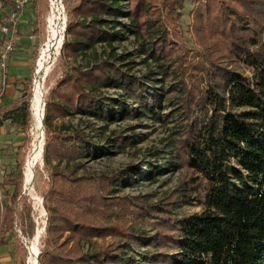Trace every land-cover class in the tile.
<instances>
[{
	"label": "trees",
	"instance_id": "1",
	"mask_svg": "<svg viewBox=\"0 0 264 264\" xmlns=\"http://www.w3.org/2000/svg\"><path fill=\"white\" fill-rule=\"evenodd\" d=\"M44 1L28 0L31 15L20 19L7 68L0 67V125L11 119L25 135L0 168V264L7 257L21 263L23 168L32 147L33 80L25 81L22 97L7 101L8 74L12 61L33 55L30 36L43 25ZM124 1L75 0L69 9L63 56L89 60L62 63V76L46 94L48 222L40 264H264V0H193L192 43L180 23L187 0ZM1 2L0 27L12 26L5 7L13 2ZM127 34L142 41V74L115 45ZM5 40L0 28V54ZM108 88L119 96L105 95ZM149 113L174 118L178 128L165 162L180 170L179 182L157 200L124 187L157 181L161 165L126 176L89 171L81 161L106 148L72 123L57 122ZM132 142L119 134L112 146L120 151ZM194 204L201 210L188 211ZM109 237V244L97 241ZM132 244L144 247L140 259L127 251Z\"/></svg>",
	"mask_w": 264,
	"mask_h": 264
},
{
	"label": "rangeland",
	"instance_id": "2",
	"mask_svg": "<svg viewBox=\"0 0 264 264\" xmlns=\"http://www.w3.org/2000/svg\"><path fill=\"white\" fill-rule=\"evenodd\" d=\"M65 7L66 15V24L68 25V13L69 9L74 5L75 0H62ZM3 4L0 0V6ZM126 3V0L123 2ZM194 2L193 0H187L185 3V8L182 11L180 18V23L183 28L184 37L191 43L193 38L190 32V23L191 15L190 12L193 9ZM5 9L10 14L13 11V5L9 3ZM45 9V18L42 25V33L44 34L47 17L49 14V0L44 1ZM31 15L30 9L25 5L23 15L21 20H27ZM124 21H127L126 19ZM47 33V30H46ZM66 38H67V27H66ZM43 37V36H42ZM66 40V39H65ZM119 53L129 54L128 61L134 63V72L142 74L147 69V63L145 62V55L142 53V41L136 39L134 36L127 34L125 39L115 43ZM98 52L101 53L103 57L107 56V49L103 45H99ZM38 55V53H37ZM89 60V56L84 58H64L63 49L61 54L57 57L54 65L51 67L46 80L44 82L45 88V97L44 102H46V94L48 91L55 86L57 80L62 76L63 65L62 63H67L70 65H76L78 63H85ZM152 66L155 68V64L152 63ZM160 86V84L158 85ZM105 95L111 97H118V90L111 88L105 89ZM32 98L33 93L31 92ZM169 109L165 110V113H168ZM45 114V106H44ZM58 124L62 123H72L77 128H81L86 133H88L93 140L104 147L107 150L106 154H100L99 156H92L87 159H83L81 163L84 165V168L92 172H106L111 173L114 170H122L123 175L126 176L137 167H142L143 169H148L152 171L154 167L159 165L162 166V170L159 172V177L157 181L143 180L136 187L125 186L124 189L126 192L138 195V194H151L154 196L155 200L161 198L166 192L171 191L179 182L180 170L176 167L169 166L165 159L168 157V152L170 151V145L176 140L178 136V128L174 118L162 117L156 118L152 114H148L142 117L136 118H121L119 120H113L110 122L98 121L94 118H86L81 115H75L71 118L60 119L57 121ZM44 123V119H43ZM32 127V142L37 132L35 116L33 119ZM123 135L124 137H131L133 142L124 147L123 150H117L114 148L113 141L118 135ZM32 149V147H31ZM30 149V151H31ZM2 150H5L3 155L0 156V168L3 169L8 166L9 160L12 158V150L9 147H4ZM30 151L26 152V164L23 168L25 180H26V167L28 158L30 156ZM56 164V162H54ZM45 159L44 154L43 158L39 162H35L33 166V183L28 194L24 195V200L22 203V212H21V226L26 235L29 244H25L21 240L22 247V258L21 263L19 264H30L29 262V247L34 242L38 245L41 252L43 247V240L47 235V222H48V210L44 205V190L47 186V174L44 171ZM13 167H16V163L13 164ZM60 167L64 168L65 165ZM82 171V170H81ZM80 171V172H81ZM125 173V174H124ZM146 174V172L144 173ZM25 184V181H24ZM3 193V190L0 191ZM7 196V194H4ZM40 200H43L41 203ZM188 211H200L201 208L199 205L194 204L187 207ZM146 233L150 234L153 232L152 226H145L143 228ZM40 230H43L40 231ZM38 231L39 237L38 236ZM21 239V238H20ZM37 239V240H36ZM99 244H109L114 241L113 238L109 237L107 240L98 239ZM89 243H84V248L87 249ZM144 247L139 244H132L131 248H128L127 251L140 259L142 256V251ZM6 256V255H5ZM3 256H0L2 259ZM9 257L5 258L2 262L3 264H10L8 260ZM40 261V258H39Z\"/></svg>",
	"mask_w": 264,
	"mask_h": 264
},
{
	"label": "built area",
	"instance_id": "3",
	"mask_svg": "<svg viewBox=\"0 0 264 264\" xmlns=\"http://www.w3.org/2000/svg\"><path fill=\"white\" fill-rule=\"evenodd\" d=\"M11 1L13 2L14 8H13V11L8 16V21L12 23V26L8 23H4L0 27L2 33L6 35V40L4 42L3 51L0 54V67L2 69L7 68L8 59L10 57L11 52L14 49L15 42H16L17 26L23 15L25 5L28 2V0H11ZM60 7H62V11H60ZM55 26H58L57 28L59 29L58 38L53 37V28ZM66 27H67V24H66L65 7L63 5L62 0H49V14L47 17V25H46V29L43 34V37L39 44L38 55L35 59L33 89H32L33 94H34V89L36 87L37 82L42 80L44 84L51 67L54 65L57 57L61 54L64 42L66 39V33H65ZM46 30H47V33H46ZM34 37H35L34 35L30 36L31 39H33ZM59 39L61 40V43L59 46L52 45L51 56L48 61L49 70L45 71L42 69V67H40L41 61L44 60V52L45 50L48 49V45L50 42L54 40H59ZM44 106H45V102H44ZM30 188H31V185L27 182V179H26L25 184H24L23 194L24 195L28 194L30 191ZM40 202L42 203L43 200H40ZM40 231L43 232V230H40ZM18 232H19V236L22 242L28 245L29 241L20 227L18 228ZM39 233L40 232L38 231L37 239L39 237ZM28 247H29V252H30L31 246H28ZM39 254H40V250L37 255V258H39ZM0 256H1V253H0ZM30 258H31V252L29 255V262H30Z\"/></svg>",
	"mask_w": 264,
	"mask_h": 264
},
{
	"label": "crops",
	"instance_id": "4",
	"mask_svg": "<svg viewBox=\"0 0 264 264\" xmlns=\"http://www.w3.org/2000/svg\"><path fill=\"white\" fill-rule=\"evenodd\" d=\"M42 30L43 28L41 26L39 33L34 35L35 37L33 39L30 38L32 42V46L30 47L29 52L33 55L30 56L28 59L15 60L10 63L11 67L9 69L8 84L6 88V100L7 101H15L18 98L22 97L23 93L21 92V88L24 86L25 81L27 79L33 80L34 78L35 59L37 57L39 44L43 36ZM17 39L18 37H16V41ZM32 89H33V85L28 90L29 94H31ZM32 99L33 98L31 95L30 110H31L32 123H33L34 109L32 106ZM32 127H33V124H31V129H30L31 132H32ZM24 138H25V135L23 133H20L17 130V128L12 124L11 119L5 120L4 123L0 125V156L3 155L5 151L2 149L4 147L10 146L12 150L11 159H13L16 155L17 146L21 144Z\"/></svg>",
	"mask_w": 264,
	"mask_h": 264
},
{
	"label": "bare ground",
	"instance_id": "5",
	"mask_svg": "<svg viewBox=\"0 0 264 264\" xmlns=\"http://www.w3.org/2000/svg\"><path fill=\"white\" fill-rule=\"evenodd\" d=\"M60 11H62V7H60ZM57 27L58 26H55L53 28V37L58 38L59 29ZM60 43H61L60 39L54 40L49 43L48 49L45 50L44 52V60H42L40 63V67H42L43 70L45 71L49 70L48 61L51 56L52 45L59 46ZM44 96H45V88L41 80V81H38L36 84V87L34 89L33 99H32V106L34 109V116H35V121H36L37 132L35 133V137L33 139L32 149L30 151V156L28 158L27 167H26V179H27V182L31 186L33 183V166L35 162H39L42 160L43 154H44L45 134H44V127H43L44 123L42 121L43 113H44ZM30 252H31L30 264H38L37 255L39 253V247L35 242L31 245Z\"/></svg>",
	"mask_w": 264,
	"mask_h": 264
},
{
	"label": "water",
	"instance_id": "6",
	"mask_svg": "<svg viewBox=\"0 0 264 264\" xmlns=\"http://www.w3.org/2000/svg\"><path fill=\"white\" fill-rule=\"evenodd\" d=\"M44 97H45V96H44ZM43 119H44V113H43ZM43 119H42V121H43ZM43 127H45V125H44ZM44 134H45V131H44ZM44 144H45V142H44ZM38 262H39V264H40L39 258H38Z\"/></svg>",
	"mask_w": 264,
	"mask_h": 264
}]
</instances>
